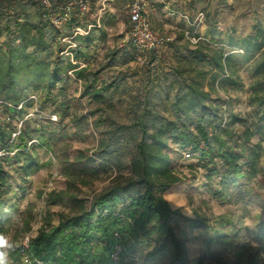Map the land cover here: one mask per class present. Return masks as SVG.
<instances>
[{
  "label": "trees",
  "instance_id": "trees-1",
  "mask_svg": "<svg viewBox=\"0 0 264 264\" xmlns=\"http://www.w3.org/2000/svg\"><path fill=\"white\" fill-rule=\"evenodd\" d=\"M93 5L91 0L83 22L92 13ZM128 25L130 29L129 20ZM0 27L13 34L9 40L0 42V116L15 111L18 105L19 109L25 107L37 91L45 92L47 99L53 98L52 92L68 83L69 74L82 82L80 96L89 97L98 106L107 99L108 88L119 87L115 81L97 86V72H89L88 65L80 64L75 49L71 56H62L65 47L61 39L65 36L60 28L42 19L35 0L16 3L2 0ZM94 29L74 37L78 46L94 42ZM207 35L192 36L194 41L186 36V49L173 50L171 40L162 49H150L143 55L137 54L128 40L132 53L142 64L152 61L153 66L166 52H173L172 63L163 70L159 82L161 95L149 96V78L143 80L146 85L142 95L129 101L133 109L128 111L131 123L111 122L101 132L94 153L79 150L71 157L66 143L56 149L66 186L50 191L46 202L54 205L66 200L69 209L58 213L55 224L45 220L30 237L26 251L29 264H109L116 245L123 248L122 258L138 256V264L158 260L164 254L169 256L165 264H229L221 258L211 257L214 260L206 263L205 255L191 256L188 239L176 233L174 218L186 222L190 232L207 228L209 223L201 212L180 205L177 192L184 188L185 178L172 166L167 150L173 144L182 151L188 149L191 156L197 154L207 180L218 178L210 186L215 197L244 205L257 203L264 212V196L253 187L238 188L239 181L264 179V170L258 167L264 151V26L256 21L251 31L243 35L234 27L223 31L210 27ZM152 70L148 68L145 76L149 77ZM243 72L249 78L250 117L232 113L226 103L219 102L220 91L227 94L245 86ZM58 106L60 111L70 108L65 101ZM96 111H101L100 107ZM79 120L81 117H72L76 125ZM102 124L105 118L101 114L94 126ZM236 124L243 127L239 134L233 131ZM15 131L0 120V234L12 245L6 250L7 264H26L18 238L30 230L33 216L26 213L25 217H15L21 195L12 188L6 163L11 160L22 180H27L45 164L38 149L53 152L58 140L68 135L63 129L58 136L47 127L37 130L29 124L21 126L19 134L12 138ZM255 136L259 141L252 144ZM122 142L132 144L127 174L115 175L110 185L94 192L90 199L81 197L79 186H89L100 180L108 167H118L115 159L121 153ZM232 189L236 193L232 194ZM257 226L264 237V218ZM231 231L232 235L216 234L215 240L225 242L230 237L238 240L237 229L233 227ZM148 243L152 246L144 255L136 251L138 246ZM245 250L246 247L236 249L233 264H257V253L244 257ZM128 264L135 263L128 261Z\"/></svg>",
  "mask_w": 264,
  "mask_h": 264
},
{
  "label": "rangeland",
  "instance_id": "rangeland-1",
  "mask_svg": "<svg viewBox=\"0 0 264 264\" xmlns=\"http://www.w3.org/2000/svg\"><path fill=\"white\" fill-rule=\"evenodd\" d=\"M98 1L94 0L92 14L88 16L87 21L81 24V27L94 23L99 15L101 28H90L94 29L92 32L95 40L88 45L80 44L78 46V42L74 40L77 43L74 54L80 55V64L88 65L89 72H97L95 83L97 86L101 82L115 81L119 87L108 88L105 92L107 99L98 106L89 97L80 96L82 82L77 80L73 74H69L68 83L62 89H55L52 92L53 98L47 99L45 92L37 91L32 93L36 99H31L32 101L25 107L3 113L0 116V120L14 130L29 124L31 128L37 130L40 127H47L50 131H55L58 136L62 134L63 129L68 135L66 138L58 140L53 152L46 148L38 149L41 160L45 164L27 180H22L11 160L6 163L12 188L21 195L17 203L18 210L15 217H25L26 213L33 216L30 230L18 238V243L35 235L45 220H50L55 224L58 213L66 212L69 209V203L66 200L54 205H48L46 202L50 191L63 190L66 186L65 178L61 175V165L56 149L66 143L71 157L79 150L89 154L94 153L101 132L111 122L123 125L131 123L132 116L128 111H133V109L129 107V101L137 95H142L143 87L146 85L143 80L149 78L147 83L149 96L156 97L160 94L159 82L164 73L163 70L167 69L173 60V52L169 51L154 61L153 66H151L152 61L142 64L135 58L128 44V5L131 0H106L103 7ZM100 8H102L101 12H99ZM256 21L261 22L264 26V0L252 2L237 0L230 5L227 0H153L151 11L153 28L159 34L172 38L173 50L180 47L188 48L186 36L190 37L191 41L195 40L192 36L208 37L207 33L210 27L217 31L234 27L238 34L243 35L251 31V26ZM0 28V42L9 40V37L13 36L2 27ZM59 30L65 37L74 35L72 27ZM62 39L61 44L66 47L68 42ZM62 56L67 57L66 55ZM148 68L153 70L149 77H146L145 71ZM242 75L245 86L241 89H231L227 94L220 91L221 100L219 102L226 103L225 107L232 113L250 117L251 108L248 106L247 99L249 78L246 72H243ZM61 101L69 104V110L60 111L58 105ZM97 107H100L101 111L97 112ZM101 114L105 118V124L95 127V120ZM73 116L75 119L81 117L77 125L72 122ZM242 130L243 127L238 124L233 128V131L238 134ZM35 137L33 141L36 142L38 135ZM257 141H259V137L255 136L250 142L253 144ZM121 145V153L115 159L118 161V167L116 165L108 167L106 174L100 180L93 181L89 186H79L81 197L90 199L94 192L110 185L111 179L115 175L118 173L127 174L128 161L132 155V144L122 142ZM262 146L264 150V138ZM167 151L172 166L180 171L185 178L184 188L177 192L181 199L180 205H186L191 210L201 212L209 223L207 228L190 232L186 222L177 218L172 220L176 233L180 237L188 239L187 245L191 256L205 255L206 263H211L214 260L211 257H214L233 264L235 263L234 252L236 249L246 247L244 257L257 253V264H264V237L260 236L257 226L264 218L261 207L257 203L244 205L215 197L210 191V186L216 184L218 178L213 177L207 180L206 170L200 166L201 162L197 159V154L191 158H184L181 153L182 149L173 144ZM11 155L12 153H10ZM242 161H245L244 158ZM258 167L264 170V151L259 159ZM259 180H261V184H258ZM260 185L261 188H259ZM246 187H253L259 195L264 196V179L257 178L249 182H238V188L241 190ZM231 191L232 194L236 193V190L232 189ZM232 225L237 229L239 239L230 237L225 239V242H217L215 236L218 233L232 235ZM245 244L247 246L244 247ZM151 246L152 243L144 244L138 246L136 251L144 255ZM127 257L128 255H125L124 259ZM168 260L169 256L164 254L158 260H148L146 264H165Z\"/></svg>",
  "mask_w": 264,
  "mask_h": 264
},
{
  "label": "built area",
  "instance_id": "built-area-1",
  "mask_svg": "<svg viewBox=\"0 0 264 264\" xmlns=\"http://www.w3.org/2000/svg\"><path fill=\"white\" fill-rule=\"evenodd\" d=\"M12 1L16 3L26 0ZM105 1L106 0H99L98 2L103 7ZM1 2L2 0H0V3ZM35 2L37 8L41 12L42 19L58 28H73L74 35L63 37L62 39L68 42V45L61 52L63 55H72L71 51L77 47V43L74 41L76 35H84L93 26H99L100 16L98 15L95 25L88 24L86 27H81L84 18L88 15L91 8V0H35ZM152 7L153 0H131L128 5V20L130 24L128 40L131 47L140 55L145 54L150 49H162L165 43L172 40L170 36H163L153 28L151 23ZM101 10L102 8L99 9V12H101ZM30 99H36V97L31 95ZM20 107L21 105L17 106L18 109ZM20 127L12 134V138H15L19 134ZM182 156L184 158H190L191 153L186 149L182 151ZM28 242V238L20 242L22 259L26 264L31 262L26 252L28 249ZM122 251V246L116 245L110 256L109 264H128V261H133L135 264L139 263V257L136 255L127 259L122 258ZM38 264H41V262H38Z\"/></svg>",
  "mask_w": 264,
  "mask_h": 264
},
{
  "label": "clouds",
  "instance_id": "clouds-1",
  "mask_svg": "<svg viewBox=\"0 0 264 264\" xmlns=\"http://www.w3.org/2000/svg\"><path fill=\"white\" fill-rule=\"evenodd\" d=\"M12 245L7 242L6 237L0 234V264H7V249H11Z\"/></svg>",
  "mask_w": 264,
  "mask_h": 264
},
{
  "label": "crops",
  "instance_id": "crops-1",
  "mask_svg": "<svg viewBox=\"0 0 264 264\" xmlns=\"http://www.w3.org/2000/svg\"><path fill=\"white\" fill-rule=\"evenodd\" d=\"M234 1H236L237 2V0H234ZM233 0H227V2H228V4L230 5V4H232V2H234ZM246 1H258V0H246Z\"/></svg>",
  "mask_w": 264,
  "mask_h": 264
}]
</instances>
